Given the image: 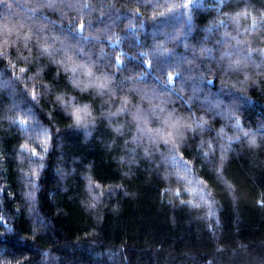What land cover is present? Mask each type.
Returning a JSON list of instances; mask_svg holds the SVG:
<instances>
[{
    "label": "trees",
    "instance_id": "16d2710c",
    "mask_svg": "<svg viewBox=\"0 0 264 264\" xmlns=\"http://www.w3.org/2000/svg\"><path fill=\"white\" fill-rule=\"evenodd\" d=\"M0 264H264V0H0Z\"/></svg>",
    "mask_w": 264,
    "mask_h": 264
},
{
    "label": "snow or ice",
    "instance_id": "6c2138e0",
    "mask_svg": "<svg viewBox=\"0 0 264 264\" xmlns=\"http://www.w3.org/2000/svg\"><path fill=\"white\" fill-rule=\"evenodd\" d=\"M71 115L74 119V123L76 125H80L82 121H85L86 117L89 115L88 111H87V106H85L84 108H79V107H76V106H73L72 107V110H71ZM157 123H159L157 121ZM188 129L187 128H184V129H177L176 130V135L179 136L182 134L183 131H187ZM167 135H171V134H167ZM169 141H165V144H168ZM172 151H175V145L172 146ZM33 154H35V149H33Z\"/></svg>",
    "mask_w": 264,
    "mask_h": 264
}]
</instances>
